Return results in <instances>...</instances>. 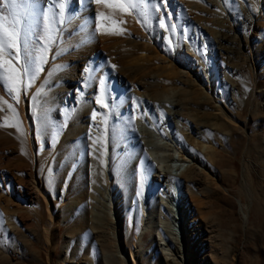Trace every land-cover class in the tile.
Masks as SVG:
<instances>
[{
	"label": "rangeland",
	"instance_id": "374dc122",
	"mask_svg": "<svg viewBox=\"0 0 264 264\" xmlns=\"http://www.w3.org/2000/svg\"><path fill=\"white\" fill-rule=\"evenodd\" d=\"M179 1L187 6V17L167 50L141 17L133 21L127 13L114 10L115 18L126 25L124 33L130 31L127 35L134 39H127L114 59L120 69L135 58L134 74L154 77L140 87V93L124 100L136 106V123L142 125L143 116L157 117L160 132L174 133L171 164L196 163L202 171V182L194 181L185 195L196 209L192 220L197 225L185 238L186 247L176 253L167 245V251L174 253L170 259L155 241L152 230L171 218L164 192L151 202L152 230H144L141 202L145 199L137 196L147 188L139 170L146 150L133 137V142L129 138L124 142L126 135L114 148L113 141L121 136L117 115L103 109L104 117L92 98L91 105L101 113L94 132L95 144H101L102 150L97 163H87L78 143L83 129L80 114L88 99L75 108L67 127L58 113L48 124L42 107L50 102L49 96L41 89L25 94L22 111L20 101L6 96L0 82V97L7 101H0V264H264V56L255 51L253 42L258 38L253 35L252 51L238 53L233 36L221 50L216 33L233 24L227 9L234 0ZM256 9L261 35L264 2ZM232 28L234 36L242 35L238 25ZM143 56L147 60L140 61ZM52 85L51 89L60 83ZM146 95L163 100H154L158 104L149 108ZM168 96H176L175 101L165 99ZM8 104L18 117H13ZM167 110L173 113L172 121L163 114ZM109 123L115 127L107 138ZM31 129L35 149L30 147ZM66 135L70 140H63ZM33 151L50 156L39 162L32 158ZM89 165L98 170L95 182L112 199L108 213L116 228L97 201L96 196L103 194H97L83 174ZM179 182L184 186L181 177ZM100 216L105 223L98 222ZM113 252L116 255L110 256Z\"/></svg>",
	"mask_w": 264,
	"mask_h": 264
},
{
	"label": "bare ground",
	"instance_id": "6f19581e",
	"mask_svg": "<svg viewBox=\"0 0 264 264\" xmlns=\"http://www.w3.org/2000/svg\"><path fill=\"white\" fill-rule=\"evenodd\" d=\"M262 1L264 2V0ZM262 1L257 0L255 4L252 2L251 4H245L243 0L242 2L234 0V5L231 9H227L233 18H231L233 24L230 22L231 25H225L223 31L216 33L218 34L216 38L221 50L226 47L225 41L228 43L232 42L230 37L233 36L232 39L236 43L238 53L244 49L252 51L250 36L253 35L258 38L255 44L253 42L255 51H261L260 54L264 56V32H261V35L258 34L260 24L257 23L259 12L257 11L258 8L256 9V6L258 7ZM61 2L64 3L62 15L59 8ZM158 3L159 0H146L147 7L142 5L136 10L131 11V13H125L132 19L133 17L137 19L141 17L147 28L154 32L152 34L158 37L157 41H161L163 46H165V50H167L172 48L173 38L176 37L178 29L182 27L181 24L184 23L187 17L185 10L187 6L183 5V2L180 3L179 0H166V8L161 7L157 11L156 5ZM29 8L30 13L26 15V19L22 25V39L27 41L32 57L31 63L28 65L30 71L27 76L23 77L24 82L29 86L26 90L22 88L19 92L22 111L25 108V94L37 92L40 89L43 90L47 85L51 84L49 88L41 91L43 95L50 98V102L42 107V112L48 124L49 120H52L54 113H58L62 123L67 127L75 108L85 99H88L83 112L80 114L83 122L81 127L83 129L82 137L78 143L83 147L82 155L87 163L88 160L97 163L98 157L96 156L102 150L101 144H95L98 141V137L94 132V123L97 122L98 117L101 115L98 112L99 107L101 112L103 109H106L107 114L111 116L117 115L121 128V136L113 141L114 148L116 149L117 141L123 135H126L124 142H128L129 140L133 142L134 139L137 146H141L146 150L140 157L139 170L146 178L147 188L140 191L137 196L139 199L140 197L145 199V201L141 202L142 218L146 223L144 230H149L154 226L151 202L155 196L158 197L160 195L158 192H164L165 196L163 198L166 200L167 207H169L171 218L159 223L151 230L154 231L155 241L163 249H166L165 251L168 253L167 257L174 259V256H172L174 253H171L170 250L167 251V245H172L176 253L182 252V247H186L185 238L189 237V234L197 228V225L192 220L196 209L185 195L186 193H190L194 181L202 182V171L199 164L196 163L188 164L185 167L182 164L172 165L171 162L175 156L171 152V140L174 138V133L170 136L167 132H160L158 127L160 123L156 120L157 117L155 118V116H146L145 118L143 116V124L138 125L135 121V116L137 115L136 106L130 107L128 106V101L124 102L126 96L128 98L130 97L128 95L131 93H140V87L146 86L148 78L154 77L150 76L149 73L141 74L140 76L134 74V63L137 64L134 61L135 58L128 59L127 64L120 69L115 67L114 58H118V52L123 49L127 43V39L131 36L127 35L128 33L130 34V31L124 33L125 23L114 16V10H121L114 4H99L95 0H33ZM161 20H164V26H161ZM171 25L175 27L172 28L170 27ZM232 25H238V29L242 31V35L237 34L234 36ZM49 31L53 37L50 43L46 41ZM45 48H47V51L43 53L45 62L40 64L42 71L35 73V80L32 81L33 70L35 65L39 63V57ZM8 59L10 58L8 57ZM139 60L145 61L147 60V56H143ZM12 63L16 64L17 67L20 66L17 61H12ZM57 81L60 83V86L51 89L53 87L52 84L57 83ZM73 87L76 90H73ZM3 88L6 96H9L6 88ZM16 94L15 92L13 93V95ZM146 97L149 98L150 96L146 95ZM92 98L97 101L96 103L99 107L91 105ZM160 99L163 100L159 96H151L148 107L150 108L153 105L154 100ZM165 99L175 101L176 96H168ZM155 102L158 104L157 101ZM177 104L180 103L177 102ZM94 113L95 118H93ZM166 113L168 114L167 117L172 121L174 118L172 116L173 113L169 110L163 112L165 115ZM107 114L103 113V116L106 117ZM163 114L160 115L162 116ZM114 127L113 124L109 123L110 131L107 130V138L111 136ZM28 134L31 140L30 147L35 149L34 130L31 129ZM130 137H133V139ZM128 138L129 140H127ZM63 140L67 141L70 139L66 135ZM46 155L50 156L49 153ZM46 155L35 151L32 152V158L37 161H41L43 156ZM98 173L95 167L89 165L87 166V171L83 174L88 178V185L95 189L97 194H103L102 198L98 196L96 198L108 213L112 210V199L95 182V176ZM30 177L34 179V173H30ZM38 177L40 178L41 174ZM179 177L183 179L184 186L180 185ZM25 184L29 187L28 191H31L32 188L29 184ZM175 185H177V188L174 187ZM33 187L37 188L38 195H41L38 186L35 184ZM184 190L185 192H183ZM94 213L98 214L96 211ZM108 215L112 221V227L116 228L114 218L110 213ZM99 218L100 220L97 219L99 223L106 222V219L104 220L102 216ZM109 255H116V253H109ZM106 256L107 258L109 257L107 252Z\"/></svg>",
	"mask_w": 264,
	"mask_h": 264
},
{
	"label": "snow or ice",
	"instance_id": "6c2138e0",
	"mask_svg": "<svg viewBox=\"0 0 264 264\" xmlns=\"http://www.w3.org/2000/svg\"><path fill=\"white\" fill-rule=\"evenodd\" d=\"M95 2L106 5L114 4L124 12H131L142 5L147 7L146 0H95ZM32 3L33 0H0V82L3 83L8 95L17 104L19 103V92L22 88L26 89L29 86L24 82L23 77L27 76L30 71L28 65L31 63L32 53L29 51L27 41L22 39V25L27 15L26 9ZM166 6V0H159L156 10L159 11L161 7L166 8ZM59 8L62 15L64 9L63 2L59 4ZM164 23V20L160 21L161 26H164ZM170 27L174 28L175 26L171 25ZM52 39V34L49 31L46 41L50 43ZM46 51L47 48L42 50L39 63L35 65L33 70L32 81L35 80V73L42 71L40 64L45 62L43 53ZM6 57H10V59H6ZM13 60H16L20 66L17 67L16 64H13ZM41 91L43 90L41 89ZM14 92L17 94L13 95ZM0 101H3V97H0ZM3 102L7 103V101ZM7 106L12 110L13 117H18V113L13 105L8 104ZM93 118H95V113L93 114Z\"/></svg>",
	"mask_w": 264,
	"mask_h": 264
}]
</instances>
